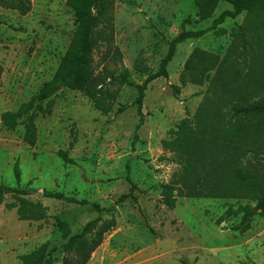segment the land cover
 Wrapping results in <instances>:
<instances>
[{
    "label": "rangeland",
    "instance_id": "1",
    "mask_svg": "<svg viewBox=\"0 0 264 264\" xmlns=\"http://www.w3.org/2000/svg\"><path fill=\"white\" fill-rule=\"evenodd\" d=\"M10 2L0 0V183L28 191V208L38 218L23 219L21 203L6 198L0 209V264H22L23 256L44 244H49L48 264H63L69 239L60 222L76 236L97 220L88 235L92 239L113 218L116 227L105 233L88 264H264V214L252 218L245 234L232 230L242 214L216 223L232 206L255 203L178 197L171 210L163 197L183 169L173 150L182 149L187 129L196 133L199 150H227L229 98L250 102L264 97V50L249 32V16L244 13L213 29L214 20L233 9L231 4L221 2L213 19L197 23L194 0H114L94 54L101 99L111 111L99 110L79 91L61 88L42 103L51 113L38 111V140L30 146L24 125L8 130L2 114L17 111L54 79L76 32L75 13L67 5L46 9L40 4L22 16L6 6ZM189 18L193 22L185 24ZM241 27L246 34L237 38ZM184 29L210 31L177 46L169 77L147 85L142 117L138 86L160 72L171 42ZM196 49L217 56L220 63L203 85H183L182 74ZM248 143L264 150L262 139ZM48 192L79 203L44 197ZM131 193L134 198L121 202Z\"/></svg>",
    "mask_w": 264,
    "mask_h": 264
},
{
    "label": "trees",
    "instance_id": "2",
    "mask_svg": "<svg viewBox=\"0 0 264 264\" xmlns=\"http://www.w3.org/2000/svg\"><path fill=\"white\" fill-rule=\"evenodd\" d=\"M198 8L196 15L197 23L206 22L214 18V15L221 2L232 5V10L223 12L214 20L213 29L225 23L226 20H235L242 14L249 16L252 30L251 35H255L257 46L264 50V0H194ZM114 0H67V6L75 13L76 32L71 46L62 59L54 79L47 83L41 92L32 98L28 103H24L17 111H7L2 114V124L8 130H15L19 125H24V141L30 146H35L38 140V127L36 119L38 111L51 113V110L43 107L42 103L52 98L57 88H68L79 91L89 97L97 108L104 113H109L112 107H105L101 99L100 84L95 76L94 54L99 45V39L104 38L101 27L103 17L111 10ZM12 3V4H11ZM10 9L19 11L22 16H27L33 9L32 0H11ZM192 18L185 21L191 24ZM246 27H241L237 33L245 35ZM210 29L199 31H187L184 29L177 38L170 44L167 57L163 60L161 70L158 74L149 77L143 85L138 86L139 98L137 99L139 115L143 117L142 107L147 85L159 77L168 78L167 67L175 56L176 48L185 41L198 39L208 34ZM223 31V30H222ZM259 57H263L260 53ZM220 63L219 58L213 54H208L200 49H196L189 58L185 70L182 74V83L203 85L210 77V73ZM257 63V61H256ZM263 63V62H262ZM224 67V62L219 68ZM3 67L0 65V78L3 74ZM176 94L179 88L175 87ZM227 95L228 90H223ZM249 98L246 94H243ZM256 95H259L257 93ZM237 98H229L231 105L232 120L227 127L231 135L224 137V149L227 150H199V145H195L196 133L189 128L183 133L181 150H173L183 169L177 174V179L165 187L163 197L164 204L171 210L176 208L178 197L187 198H211V199H234L255 203L231 207L226 215L217 220V225H222L226 220L242 214L239 225L232 228L239 234H245L251 229L252 218L257 214H264V150H255V145L248 142L257 137V140H264V97L260 99L241 102ZM245 101V100H244ZM188 120H185V124ZM176 146L175 142L171 143ZM238 147L236 148V145ZM264 147V145L262 146ZM61 157L69 162L68 154L60 152ZM15 176L18 182L21 180L18 163L15 165ZM28 191L4 185L0 183V209L5 204L8 196H11L19 203V213L23 219H37V211L28 208V201L25 199ZM46 198L65 200L71 203H79L74 198H68L62 193L48 192ZM134 198L133 194L124 195L121 202L129 198ZM34 208L41 204H31ZM10 207H17L16 204ZM60 229L63 231L65 239H69L64 251L67 256L63 264H88L92 255L103 244L105 233L114 229L117 225L113 218L108 224L97 232L94 238L90 239L97 220L91 222L83 233L71 236L70 226L60 222ZM49 244H44L31 254L21 258L22 264H48L47 252ZM184 264H190L184 262Z\"/></svg>",
    "mask_w": 264,
    "mask_h": 264
},
{
    "label": "crops",
    "instance_id": "3",
    "mask_svg": "<svg viewBox=\"0 0 264 264\" xmlns=\"http://www.w3.org/2000/svg\"><path fill=\"white\" fill-rule=\"evenodd\" d=\"M33 3V9L36 7V5L44 4V7L46 9H49L52 7L51 5H67V0H32Z\"/></svg>",
    "mask_w": 264,
    "mask_h": 264
},
{
    "label": "water",
    "instance_id": "4",
    "mask_svg": "<svg viewBox=\"0 0 264 264\" xmlns=\"http://www.w3.org/2000/svg\"><path fill=\"white\" fill-rule=\"evenodd\" d=\"M60 90V88H57L56 90H55V92H57V91H59ZM37 195H39V196H42V193H36Z\"/></svg>",
    "mask_w": 264,
    "mask_h": 264
}]
</instances>
